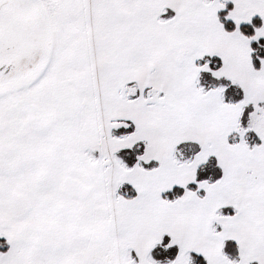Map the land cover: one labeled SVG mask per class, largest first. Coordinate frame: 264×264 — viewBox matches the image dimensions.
Segmentation results:
<instances>
[{"label":"snow or ice","instance_id":"1","mask_svg":"<svg viewBox=\"0 0 264 264\" xmlns=\"http://www.w3.org/2000/svg\"><path fill=\"white\" fill-rule=\"evenodd\" d=\"M0 264H264V0H0Z\"/></svg>","mask_w":264,"mask_h":264}]
</instances>
